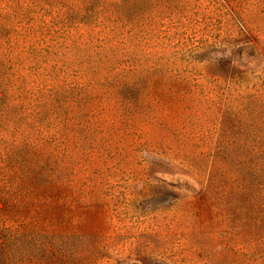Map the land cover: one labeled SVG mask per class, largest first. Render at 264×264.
<instances>
[{"label": "rangeland", "instance_id": "374dc122", "mask_svg": "<svg viewBox=\"0 0 264 264\" xmlns=\"http://www.w3.org/2000/svg\"><path fill=\"white\" fill-rule=\"evenodd\" d=\"M227 2L182 0L173 14L164 1L160 69L118 95L130 101L90 91L63 109L70 127L99 115L112 132L93 146L98 166L35 188L9 211L13 222L98 240L86 251L100 264H233L234 207L263 239L264 0Z\"/></svg>", "mask_w": 264, "mask_h": 264}, {"label": "trees", "instance_id": "16d2710c", "mask_svg": "<svg viewBox=\"0 0 264 264\" xmlns=\"http://www.w3.org/2000/svg\"><path fill=\"white\" fill-rule=\"evenodd\" d=\"M164 1L0 0V264H100L86 251L100 241L47 234L8 213L35 188L76 183L98 166L93 146L112 132L99 129V115L70 127L63 109L81 107L90 91L130 101L118 95H135L144 77L160 69ZM171 2L175 14L182 0ZM261 173L264 203V160ZM207 187L222 207L229 205L225 186ZM240 209H233L226 242L235 263L259 264L264 237Z\"/></svg>", "mask_w": 264, "mask_h": 264}]
</instances>
